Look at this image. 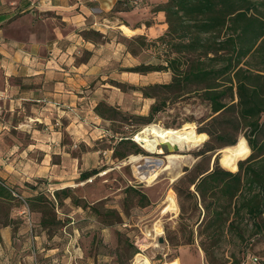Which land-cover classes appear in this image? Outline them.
Masks as SVG:
<instances>
[{"label":"rangeland","instance_id":"1","mask_svg":"<svg viewBox=\"0 0 264 264\" xmlns=\"http://www.w3.org/2000/svg\"><path fill=\"white\" fill-rule=\"evenodd\" d=\"M164 3L165 0H141L137 9L128 5L129 10L123 15V21L132 31H123L126 34L124 35L122 32L124 29H119L120 36L117 33L118 40L115 39L122 44V51L112 48V52H104L106 62L97 66L96 75H93L94 80L92 78L82 88L83 97L88 96L94 102L102 100L129 117L126 122L116 120L111 123L94 120L96 123H93L89 111L80 114L84 131H76L79 133L74 135L78 138V147L74 151L79 159L78 170L80 173L95 170L97 173L84 181H79L78 178L71 179L72 176L67 177L66 182L71 188L70 198L59 204L54 195L44 191V185L41 186L43 197L53 205V211L45 218H42L38 212L31 214L29 207L28 200L34 196L32 190L34 186H38V183L35 184L36 180L12 179L8 182L7 179H0V183L10 189L13 196V199L0 198V228L9 220L18 224L22 218L25 220L33 216L40 218L47 224L44 227L46 235L57 237L54 244L59 246L60 250L62 248L65 253L79 250L83 256L93 258L95 264H134L137 255L143 256L150 264H167L174 260L179 264H208V262L239 264L242 257L247 256L248 253L258 257L259 263L262 264L264 215L258 220L262 223L261 232L257 233L249 222L236 224L234 230L225 232L220 241L212 247L209 257L200 250L199 239L195 238L192 244H185L189 228L195 233L197 231L195 223L198 219L201 220L202 216L200 209L193 210L188 203L185 207L188 210L180 219L179 204L176 195L174 194V198L172 194V185L175 182L176 172L179 171L181 174L184 168L191 167L198 160L194 154L202 149L208 140L206 134V140L203 137L202 141L199 140L196 138V132L209 124L212 118L210 105L199 95L185 96L174 103H168L152 118L150 124L144 125L139 118L149 115L153 100L144 98L139 88L150 84H167L171 74L153 72L141 75L123 71L142 64H163L167 54L157 49L153 42L166 30L162 26L165 18L154 12ZM115 33L113 31V35ZM139 36L144 38L142 45L140 39H137ZM256 62L258 59L252 61V63ZM114 82L119 83L121 88L116 87ZM25 113L32 115L29 109ZM15 117L19 122L26 121L24 115ZM151 124L162 128L192 126L195 130L192 138L198 142V146L188 151L173 152L172 148L163 145L159 147L161 153L149 154L135 141V136ZM26 129L22 127V132ZM246 131L239 133L236 141L239 137L245 139ZM22 135H18L17 131L8 127L7 131L0 133V139L8 141L22 138ZM122 136L129 138L148 155L131 153L124 159L118 160L113 156V149L117 148L119 152L125 151L124 146L116 147ZM228 147L216 150L211 155V163L218 156V164L223 167L221 158L226 154L228 157L223 164L235 171L237 164L232 167L227 162ZM250 154L249 149L248 155L238 162L247 159ZM167 155H185L189 161L179 162L173 171L167 172L164 161ZM137 156H142L141 161L129 162L131 157ZM144 161L149 164L150 170L155 172L164 170V172L154 177L152 182H145ZM128 188H132L133 191L127 192ZM139 193L146 195L149 205H141ZM103 222L112 226H104ZM155 226L161 233L156 236V247H153L150 238L153 233L155 235ZM150 230L153 232L148 234ZM160 237L165 240L163 244L158 243ZM167 239H171V243ZM186 260L189 262L187 263Z\"/></svg>","mask_w":264,"mask_h":264},{"label":"trees","instance_id":"2","mask_svg":"<svg viewBox=\"0 0 264 264\" xmlns=\"http://www.w3.org/2000/svg\"><path fill=\"white\" fill-rule=\"evenodd\" d=\"M128 10L127 0H122L113 11ZM154 12H162L167 25L165 33L153 42L167 54L166 59L163 64H142L123 71L141 75L171 74L167 84L139 88L144 98L153 100L149 115L139 118L144 125L150 124L168 103L185 96L199 95L210 105L209 124L196 132V138L202 141V137L206 140L208 136V140L194 154L198 160L184 168L172 185L180 219L188 210L185 208L188 203L193 210L200 209L202 216L195 223V233L189 228L185 244L199 239L200 250L209 257L212 247L225 232L234 230L236 224L249 222L257 233L262 229L258 220L264 215V0H165ZM82 35L94 43L108 41L107 36L93 30ZM137 39L142 45L143 36ZM254 59L258 62L252 63ZM114 85L121 88L117 82ZM93 112L102 121L111 123L129 119L102 100ZM243 130H247L245 140L251 154L237 163V171L223 164L228 157L226 154L221 158L224 168L218 164V156L211 163V155L216 150L234 146L236 136ZM119 146H124L125 151L113 149V156L118 160L131 153L148 155L125 136L119 138L116 147ZM96 173L95 170L81 172L78 180L84 181ZM37 183L36 193L28 200L29 207L31 212L45 218L53 211V205L43 197L44 180L37 179ZM128 191L133 189L128 188ZM70 193L71 188L64 187L55 190L53 195L59 204L69 199ZM138 195L142 206L149 205L146 195ZM0 198L13 199L11 190L1 183ZM41 224L47 225L45 220H41ZM103 225L112 226L107 222ZM167 240L171 243V239ZM243 258L245 255L239 264L244 263Z\"/></svg>","mask_w":264,"mask_h":264},{"label":"crops","instance_id":"3","mask_svg":"<svg viewBox=\"0 0 264 264\" xmlns=\"http://www.w3.org/2000/svg\"><path fill=\"white\" fill-rule=\"evenodd\" d=\"M118 1L0 0V133L10 127L23 134L0 139V179H43L44 191L53 194L70 187L67 177L79 178L74 135L84 131L80 114L89 111L93 123L102 121L93 112L98 102L83 97L82 88L106 62L104 52L122 51L115 40L119 29L130 31L123 21L128 11H113ZM90 30L108 41L84 39L83 32ZM28 109L32 115L25 113ZM56 238L46 235L40 218L9 220L0 228V264H95L79 250H60Z\"/></svg>","mask_w":264,"mask_h":264},{"label":"bare ground","instance_id":"4","mask_svg":"<svg viewBox=\"0 0 264 264\" xmlns=\"http://www.w3.org/2000/svg\"><path fill=\"white\" fill-rule=\"evenodd\" d=\"M195 134V130L192 126H186L182 128H162L160 126L151 124L147 128H145L143 131L138 133V135L135 136V141L147 152L149 153H161L162 150L159 148L160 146L167 145L168 147H177L178 150L181 151H188L193 147L198 146V142L195 141L192 137ZM228 153L229 158L227 160L228 164H230L232 167H235L238 160L244 158L249 153V147L246 144V141L244 138L239 137L236 144L234 146L228 147ZM184 154V153H183ZM142 156L137 157H131L129 162H138L141 161L140 159ZM187 156L185 155H167L164 158L165 164H166V170L167 172H171L176 168L175 166L179 162H186ZM189 161V159L187 160ZM145 164V172L143 173L145 182H152V179L159 174L163 173L164 170H159L157 172L150 170L149 164L144 161ZM180 166V165H179ZM178 169V168H177ZM179 175V171L176 172L175 176L177 177ZM155 235L154 233L151 236L152 243L151 245L153 247H156L155 240L156 236H159L161 233L157 227L155 226ZM153 230L148 231L147 233L151 234ZM134 264H150L148 261H146L143 256L137 255L135 257V263Z\"/></svg>","mask_w":264,"mask_h":264},{"label":"built area","instance_id":"5","mask_svg":"<svg viewBox=\"0 0 264 264\" xmlns=\"http://www.w3.org/2000/svg\"><path fill=\"white\" fill-rule=\"evenodd\" d=\"M141 0H127V4L130 7L136 8L139 6ZM3 44V39L1 36V31H0V46ZM1 113V112H0ZM53 195V194H52ZM246 259L244 258V263L243 264H260V259L256 256H252L249 253L247 256H245Z\"/></svg>","mask_w":264,"mask_h":264},{"label":"water","instance_id":"6","mask_svg":"<svg viewBox=\"0 0 264 264\" xmlns=\"http://www.w3.org/2000/svg\"><path fill=\"white\" fill-rule=\"evenodd\" d=\"M171 150H172L173 152H178V151H179L177 147H172ZM148 153H149V152H148ZM149 154H151V153H149ZM236 171H237V167H236V170H235L234 172H236ZM182 174H183V173H181V174H179L177 177H175V178H174V181L177 180ZM164 242H165L164 238H162V237L158 238V243H159V244H163Z\"/></svg>","mask_w":264,"mask_h":264}]
</instances>
